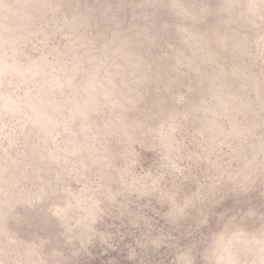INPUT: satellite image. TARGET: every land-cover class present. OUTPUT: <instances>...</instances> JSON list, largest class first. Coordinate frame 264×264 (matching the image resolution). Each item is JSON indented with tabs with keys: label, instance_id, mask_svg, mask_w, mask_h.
Wrapping results in <instances>:
<instances>
[{
	"label": "rangeland",
	"instance_id": "rangeland-1",
	"mask_svg": "<svg viewBox=\"0 0 264 264\" xmlns=\"http://www.w3.org/2000/svg\"><path fill=\"white\" fill-rule=\"evenodd\" d=\"M0 264H264V0H0Z\"/></svg>",
	"mask_w": 264,
	"mask_h": 264
}]
</instances>
